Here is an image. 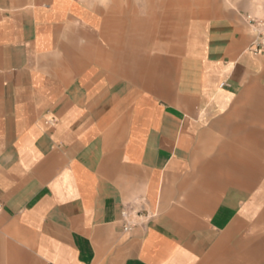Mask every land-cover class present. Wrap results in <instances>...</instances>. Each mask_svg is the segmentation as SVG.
Segmentation results:
<instances>
[{
  "label": "crops",
  "instance_id": "crops-1",
  "mask_svg": "<svg viewBox=\"0 0 264 264\" xmlns=\"http://www.w3.org/2000/svg\"><path fill=\"white\" fill-rule=\"evenodd\" d=\"M203 26L123 48L84 0H0V264H264V54Z\"/></svg>",
  "mask_w": 264,
  "mask_h": 264
},
{
  "label": "rangeland",
  "instance_id": "rangeland-1",
  "mask_svg": "<svg viewBox=\"0 0 264 264\" xmlns=\"http://www.w3.org/2000/svg\"><path fill=\"white\" fill-rule=\"evenodd\" d=\"M84 1L105 15L120 16L123 48L151 42L156 49L165 40L170 49L182 45L191 47L199 24L203 30L209 20L231 12L264 15V0Z\"/></svg>",
  "mask_w": 264,
  "mask_h": 264
},
{
  "label": "built area",
  "instance_id": "built-area-1",
  "mask_svg": "<svg viewBox=\"0 0 264 264\" xmlns=\"http://www.w3.org/2000/svg\"><path fill=\"white\" fill-rule=\"evenodd\" d=\"M242 20L252 33V39L248 51L253 56L264 54V15L256 16L250 13H244ZM144 217L139 211L130 208H124L121 211L122 232L131 231L137 224V219Z\"/></svg>",
  "mask_w": 264,
  "mask_h": 264
}]
</instances>
